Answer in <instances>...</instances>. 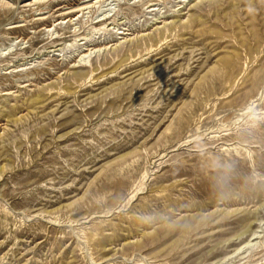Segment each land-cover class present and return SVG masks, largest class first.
Instances as JSON below:
<instances>
[{
	"label": "rangeland",
	"instance_id": "374dc122",
	"mask_svg": "<svg viewBox=\"0 0 264 264\" xmlns=\"http://www.w3.org/2000/svg\"><path fill=\"white\" fill-rule=\"evenodd\" d=\"M263 204L264 0H0V264H264Z\"/></svg>",
	"mask_w": 264,
	"mask_h": 264
},
{
	"label": "bare ground",
	"instance_id": "6f19581e",
	"mask_svg": "<svg viewBox=\"0 0 264 264\" xmlns=\"http://www.w3.org/2000/svg\"><path fill=\"white\" fill-rule=\"evenodd\" d=\"M51 30V29H50ZM163 37H164V33L163 32H159V38L160 39H163ZM155 42H157V39L155 40ZM91 52V51H90ZM90 52H88V54H85V58L83 59H81L80 61H79V63H78V65L80 66V67H85L86 68V66H87V64H86V59L87 58H89L90 57ZM83 76L81 75V76H79V78H82ZM141 188L142 187H139L137 190H135V192L131 195L132 197H131V199H133L138 193H140V191H141ZM130 199V200H131ZM130 200H129V202H130ZM263 206H264V204H263ZM256 218V217H255ZM259 218V217H258ZM257 221V220H256ZM263 221V220H262ZM263 223V222H262ZM251 224H252V222H251ZM261 224V223H260ZM253 226V225H252ZM249 228V227H248ZM247 228V229H248ZM258 232V231H257ZM247 241V240H246ZM247 243V242H246ZM256 245V244H255ZM253 246V245H252ZM240 248V247H239ZM229 254V253H228ZM232 257V256H231ZM227 259V258H226ZM221 260V259H220ZM222 261V260H221ZM216 262V261H215ZM225 262V261H224ZM223 263V262H222Z\"/></svg>",
	"mask_w": 264,
	"mask_h": 264
}]
</instances>
